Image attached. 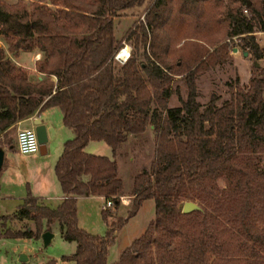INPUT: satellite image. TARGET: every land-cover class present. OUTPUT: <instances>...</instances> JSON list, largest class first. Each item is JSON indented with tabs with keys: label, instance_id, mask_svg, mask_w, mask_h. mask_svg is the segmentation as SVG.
<instances>
[{
	"label": "trees",
	"instance_id": "16d2710c",
	"mask_svg": "<svg viewBox=\"0 0 264 264\" xmlns=\"http://www.w3.org/2000/svg\"><path fill=\"white\" fill-rule=\"evenodd\" d=\"M144 2L0 0V133L52 105L73 132L54 166L63 199L51 207L28 192L15 212L0 215V238H40L58 225L77 243L62 259L108 264L115 232L153 198L154 218L110 264H264V70L246 86L230 83L221 104L216 93L202 104L196 83L199 73L228 59L229 37L264 57L253 34L264 30V0H152L144 21L127 30L133 49L119 62L114 54L124 38L115 34V19ZM34 49L41 76L32 79L14 56ZM174 75L184 78L187 96L169 106ZM151 124L154 157L134 175L126 216L104 234L80 226L79 195L113 197L117 208L123 194L117 160L86 152V144L104 140L116 157ZM196 199L200 209L182 211L184 201ZM101 215L107 220L111 208ZM13 219L34 227L6 224Z\"/></svg>",
	"mask_w": 264,
	"mask_h": 264
},
{
	"label": "rangeland",
	"instance_id": "374dc122",
	"mask_svg": "<svg viewBox=\"0 0 264 264\" xmlns=\"http://www.w3.org/2000/svg\"><path fill=\"white\" fill-rule=\"evenodd\" d=\"M9 5L26 4L31 5L33 1L49 0H2ZM152 0H145L144 4L137 8L136 13H132L131 9L127 14L115 19V34L117 37L124 38L121 46L128 44L130 52L133 49V44L126 39L127 30L133 28L139 19L144 21L143 10L147 7L148 3ZM255 40L260 46H264V30H256L253 32ZM229 45V57L221 64H218L205 72L199 73L196 78L197 83V99L206 104L212 93L218 95L217 103L221 104L225 99L229 98L231 89L230 83L246 86L252 75H259L264 70V57L256 59L248 52L247 55L243 54V40L237 36L229 37L226 39ZM0 45H5L4 39L0 34ZM120 46V47H121ZM119 47V48H120ZM233 47H238V51H234ZM118 48V49H119ZM117 49V50H118ZM148 49V46H147ZM247 51V50H246ZM237 55L234 58V55ZM245 63V64H243ZM258 63V65H256ZM240 71V72H239ZM171 93L168 98V105L175 106L181 105L182 99L187 96V85L181 75H174L170 83ZM18 127L8 129L0 137V146L9 147V144L15 146L16 133ZM155 131L153 125H149L147 129L136 136H130L129 140L122 143L117 151L116 160L118 162L119 175L123 180V194L130 196V190L134 175L143 167H148L154 157L155 147ZM107 147V146H106ZM87 151L93 150L91 147ZM93 152L103 154L104 149H96ZM107 154L113 156L112 149L108 148ZM219 185H224V180H218ZM131 199L128 204L120 203L117 208H112L114 223L119 216H126L127 210L131 205ZM196 203L198 200H192ZM103 199H92L91 202L78 203V211L80 223L84 228L92 233L104 234L106 225L101 216V206ZM11 205H8L10 207ZM3 204H0V210ZM155 216V203L153 198L145 199L136 214L129 217L128 220L115 232V241L110 245L108 262L115 260L121 250L129 245L131 241L139 236L146 228L149 221ZM9 225L12 227L21 226L29 223L34 227L31 220H9ZM55 235L47 246H44L42 237H1L0 238V264H38L46 261L47 259H56V264H74L73 260L62 259L63 255H68L76 250V241H69L64 239L59 230L53 226L52 228ZM25 253L26 259L20 260V254Z\"/></svg>",
	"mask_w": 264,
	"mask_h": 264
},
{
	"label": "crops",
	"instance_id": "0c3cea01",
	"mask_svg": "<svg viewBox=\"0 0 264 264\" xmlns=\"http://www.w3.org/2000/svg\"><path fill=\"white\" fill-rule=\"evenodd\" d=\"M40 56L41 52L37 49L21 50L14 56V60L18 64L26 67L29 71L30 77L34 79L37 76H41V73L35 68V61ZM236 56L237 55L235 54L234 58H236ZM242 57L245 58L244 54H242ZM51 77L56 79L55 75H52ZM35 117L40 118L47 128L48 140L45 145V150L44 152L42 149V152L39 150L35 154L24 155L18 152L16 144L14 146L10 143L9 147H3L5 155L1 166L3 169L0 175V204H3V208L0 210V215L15 212L28 192H31L33 195L37 196L42 203L51 207H55L65 196L55 174L54 166L57 158L62 152L65 140L71 138L73 132L70 128L64 125L62 111L56 105L43 108L32 116L19 120L15 127L34 126L33 119ZM11 128L13 127H8L5 131ZM4 132L0 133V137ZM88 147H91L93 150L87 151L86 149ZM100 148L104 149L103 154L93 152ZM108 148L111 147L104 140H90L86 144L84 150L88 153L105 155L111 159H116L114 154L112 157H110V154H107ZM92 199L102 200L103 195H79L78 203L91 202ZM8 205L11 206L8 207ZM113 217V213L107 220H104L102 217L106 229L112 222ZM80 221L78 211V223L83 227ZM6 224H9L8 221ZM54 227L59 230L58 225H54ZM51 232L53 233V237L55 232H53V230H51ZM113 261H109L108 264Z\"/></svg>",
	"mask_w": 264,
	"mask_h": 264
},
{
	"label": "built area",
	"instance_id": "2783aa9c",
	"mask_svg": "<svg viewBox=\"0 0 264 264\" xmlns=\"http://www.w3.org/2000/svg\"><path fill=\"white\" fill-rule=\"evenodd\" d=\"M130 56V46L124 44L114 54V58L119 62H124ZM16 147L20 154L28 155L35 154L40 149V143L34 126L18 127L16 133ZM131 196L118 195L117 199L120 203L128 204ZM114 205L113 197L103 196V203L101 208H111Z\"/></svg>",
	"mask_w": 264,
	"mask_h": 264
},
{
	"label": "water",
	"instance_id": "95a60500",
	"mask_svg": "<svg viewBox=\"0 0 264 264\" xmlns=\"http://www.w3.org/2000/svg\"><path fill=\"white\" fill-rule=\"evenodd\" d=\"M233 50L238 51V47H233ZM243 54L247 55L248 51L244 50ZM256 65H258V63H256ZM33 124H34V128H35V131L37 134L38 141L40 143V149L39 150H40V152H42V149H43V152H44L45 145H46V142L48 140V133H47L46 125L38 117H35L33 119ZM4 155H5L4 148L0 147V167L3 164ZM200 208H201V206L192 200H186V201H184V203L182 205V211L183 212H189V211L200 209ZM52 235H53V233L51 231H48V230L42 232L41 237H42L44 246H47L49 244V242L52 238ZM19 258H20V260H25L27 257H26L25 253H21Z\"/></svg>",
	"mask_w": 264,
	"mask_h": 264
}]
</instances>
